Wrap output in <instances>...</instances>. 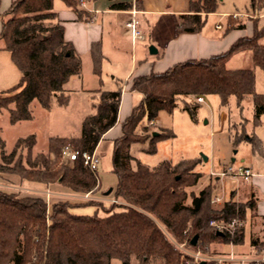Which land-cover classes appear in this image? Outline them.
I'll use <instances>...</instances> for the list:
<instances>
[{"label": "trees", "instance_id": "obj_1", "mask_svg": "<svg viewBox=\"0 0 264 264\" xmlns=\"http://www.w3.org/2000/svg\"><path fill=\"white\" fill-rule=\"evenodd\" d=\"M55 1L13 0L2 17L0 45L11 53L13 63L22 73L15 87L0 93V113L9 110L11 125L33 119L34 101L49 110L52 99L58 95V102L65 104L68 101L65 85L72 76L82 73L80 56L64 38V26L54 10ZM60 1L83 20L89 16L80 10L82 2L95 0ZM110 1L114 10L140 8L138 0ZM256 2L252 0L254 9ZM217 7L218 0H191L190 14L175 22L177 32L202 31L208 15L215 13ZM245 28V24L229 25L230 30ZM263 38L264 27L254 23V34L240 38L224 53L185 61L162 73L152 72L133 79L131 89L141 93L143 100L122 123L123 134L113 141L112 152V172L118 183L110 194L124 204H110L106 208L104 202L90 201L87 204L96 206L97 211L93 215H78L71 212L74 205L69 201L57 202L50 208L40 195L19 197L0 190V264H112L114 259L131 264L132 258L139 264H195L179 245L207 254L213 244H243L244 229L219 235L211 222L245 220L246 209L253 207L252 201L229 200L222 209L214 210L211 207L214 188H206L193 196L192 205L187 206L185 188L195 185L200 177L192 172L195 160L178 164L167 160L151 169L134 157L131 149L134 144L150 139L153 147L150 152H155L157 141L171 138V131L141 137L137 130L145 118L153 122L163 111L173 114L179 101L184 102V110L196 121L199 105L193 100L198 97L218 95L223 105L229 103L231 96L238 103L252 97L255 120L260 121L264 115V95L256 92L255 70L231 69L228 64L235 55L252 52L254 67L264 70V45L260 42ZM91 54L94 72L100 76L103 60L100 43H93ZM121 99V87L103 91L96 112L83 120L81 136L51 137L47 153L33 156L35 135L18 139L13 151L3 155L0 173L46 185L59 183L75 194L98 192L99 179L82 157L70 163L60 159L67 147L80 153L97 150L104 135L117 124ZM12 103L14 108L9 109ZM149 130L143 128L146 133ZM247 140L254 150L258 149L260 143L255 137ZM195 236L198 241L192 245Z\"/></svg>", "mask_w": 264, "mask_h": 264}, {"label": "rangeland", "instance_id": "obj_2", "mask_svg": "<svg viewBox=\"0 0 264 264\" xmlns=\"http://www.w3.org/2000/svg\"><path fill=\"white\" fill-rule=\"evenodd\" d=\"M12 2L13 0H0V33L2 31V17L10 8ZM263 4L264 0H257L256 8L254 9L252 0H218L217 10L213 15L208 17L205 27L211 29L215 24L221 23L223 27L227 28V25L246 23L245 29L237 30L240 31L241 35L251 37L254 34L253 23H259L258 16H260V12L264 9L262 7ZM233 14H244L248 17L233 19L230 17ZM261 24L262 26L264 25V20L261 21ZM143 36V41L139 43L137 49V62L138 64L141 63L142 66H148L149 70L147 71L151 73L159 69V63L162 58H158L157 56L140 58V47L145 48L147 51H149L151 46L157 49L156 45L151 43L150 36H145L144 34ZM129 38L131 39L130 34L126 40L128 55L132 52ZM260 42L264 45V38ZM229 65L232 69L253 68L256 75V92L264 95V70L254 67L252 52L237 54ZM88 67L89 64H85L84 70L86 72ZM66 96H68V101L65 104L58 102V95L54 97L49 110L44 109L37 101H34L31 105L33 119L21 121L15 125L10 124L9 110H3L0 113V141H2L0 142V163H3V155H9L13 151L16 141L20 138H26L30 135L36 136L37 142L33 150V156H36L48 152V143L51 137L77 138L81 136L82 120L85 116L95 113L99 103V96L95 93H69ZM204 99V103H197L199 108L197 110L196 121L192 120L190 114L184 110L183 101L177 103L173 114L165 111L161 112L157 118V123L153 121L152 124L145 118L137 130L139 136H151L152 132L165 134V132L171 131L172 137L157 141L154 144L155 152H150L153 148L150 139L145 143H136L132 146V154L151 169L167 160L173 164H178L184 160H195L196 167L192 172L199 173L200 177L195 185L185 188L188 194L186 200L187 206L192 205L193 196H198L206 188H214L211 207L214 210H220L227 200L233 201V197L231 199L229 197L231 190L238 189L239 185L241 189L250 188L253 183L255 184L256 179L261 182L259 186L262 188L258 197L264 200V176L261 177L264 174V115L260 121L257 122L255 120L252 97H246L241 103H238L237 98L231 96L227 105L222 104L221 98L218 95L206 96ZM187 100H190V98H187ZM193 102L197 101L194 99ZM13 108L14 103L9 106V109ZM223 114H226L225 121L222 120ZM145 126L150 129L147 133L143 131ZM250 137H255L260 143L257 150H254L251 142L247 140ZM112 152L113 142L105 141L99 149L101 160L98 174L100 177L114 175L112 172ZM204 157L208 160L205 161ZM60 160L64 163H70L68 158L63 157V155ZM241 166L249 167L254 172L255 176L249 182L215 175L218 171L227 169L228 167L237 169ZM220 178L225 184L223 188H217ZM9 190L7 191L19 197L36 196L35 194L21 192L18 188L10 187ZM96 193L93 194L98 195L97 197L103 200L110 199L113 196V193H108L107 196L105 194L99 195L98 192ZM215 194L226 198H220V202L213 203ZM71 200L79 199L72 198ZM119 204L124 203L119 201ZM52 205L53 203L49 205L50 208H52ZM103 206L109 208L112 205L105 202ZM75 207L77 206H72L71 212L74 214L79 213L80 215H93L94 208H96V206L92 205L81 207L82 209H92L91 213L87 214L86 212H78L79 210H76ZM99 213L103 215V211ZM244 221H248L247 215L245 220L242 221V227L239 228L244 229V233L247 229L245 242L235 247L236 252L234 253V257L246 259V264H258V260L264 258V220L253 218L251 219L250 226L248 222L245 223ZM252 242L259 245L252 248ZM179 247L182 250L184 248L190 253L200 252L188 250L184 245H179ZM210 248L207 254L200 252L203 257L206 258L208 256L211 252ZM225 258L213 259L212 261L217 262ZM112 264L122 263L120 260L114 259ZM131 264H139V261L136 258H132ZM155 264L161 263L156 262Z\"/></svg>", "mask_w": 264, "mask_h": 264}, {"label": "crops", "instance_id": "obj_3", "mask_svg": "<svg viewBox=\"0 0 264 264\" xmlns=\"http://www.w3.org/2000/svg\"><path fill=\"white\" fill-rule=\"evenodd\" d=\"M138 1L140 2V8L136 7L138 11L136 17L139 20L140 29L145 36H150L151 43L157 47V54H151L150 51L140 47L139 56L140 58L155 56L162 58L159 63V69L157 71L153 69L154 71L152 72L154 73H162L178 63L189 60L207 59L224 53L237 40L248 37L241 35L237 29L230 30L228 25L227 28L223 27L221 23L215 24L211 29L204 27L200 32L178 33L175 22L180 16L190 14L191 0ZM111 4L112 2L110 0L85 2V6H81L80 10H84L89 18L87 19L85 17L83 20H79L76 11L67 7L62 1L56 0L54 4V10L64 26V38L73 45L76 53L82 60V73L78 76H72L70 81L65 85V96L69 93H95L100 99L103 91H115L120 87L122 88V99L119 106L117 124L104 135L96 150L98 155L99 149L105 141L113 142L122 136V123L143 100L141 93L131 89L133 79L138 76L150 74L147 71L149 70L148 66H142L141 63L138 64L137 62L138 45L143 40L134 43L129 38L132 47L131 54L128 55L126 50V40L129 35L126 24L132 18L133 8L130 10H114L111 8ZM258 17L259 27H264L261 24V21L264 20V9ZM218 26H221V28H218ZM97 42L101 44L103 55L100 76L94 72V62L91 54L92 45ZM85 64H89L87 72L84 70ZM229 64L228 66L231 68ZM21 78L22 73L13 63L11 53L0 45V93L15 87ZM204 102L205 99L203 102L198 103ZM225 118L226 114H223L222 120L225 121ZM154 123H157V119ZM255 181V184L253 183L250 188L241 189V186L238 184V189L231 190L229 193L230 199L233 197V201L236 203H248L252 201L253 207L246 209L248 221H244L245 223L248 222L249 226L253 218L264 220V200L258 197L259 192L262 191V188L259 186L261 182L257 179ZM218 182L217 188H223L225 184L221 178ZM117 183L118 179L115 174L110 176L105 175V177L99 176L98 194H105L107 196L110 190L111 192L115 191ZM10 187L18 188L21 192L40 195L42 197L44 196V192L50 191L51 197L48 202L49 205L60 201H69L71 204L77 206L75 208L79 210L78 212L90 214L92 210L90 208L82 209L81 207L88 205L87 201L82 200L79 194L73 193L59 183L46 185L22 180L17 175L0 173V190H9ZM96 194L94 195L95 197L98 196ZM214 196L219 197L217 194ZM69 198L79 200L72 201ZM219 198L225 199L226 197ZM94 209L95 213L97 207ZM76 214L80 215L79 213ZM251 245L252 248H255L259 244L252 242ZM236 246L234 244L223 243L213 244L210 248L211 252L206 258L218 259L227 258L231 255L235 256Z\"/></svg>", "mask_w": 264, "mask_h": 264}, {"label": "built area", "instance_id": "obj_4", "mask_svg": "<svg viewBox=\"0 0 264 264\" xmlns=\"http://www.w3.org/2000/svg\"><path fill=\"white\" fill-rule=\"evenodd\" d=\"M82 6H85V1L82 2ZM138 11L136 10V7H133V11H132V18L127 22L126 24V28L127 31L129 32L132 41L135 43L139 40H142L144 38L143 33L140 29V23L137 16ZM233 19H240V18H245L248 17L247 15L244 14H233L232 16H230ZM218 28H221V26H218ZM198 102H203L204 99L203 97H198L197 98ZM153 124V122H151ZM63 157L68 158V160L70 162L77 160L79 157H82L84 164L88 167V169L99 179V165H100V156L98 155L97 151L95 150L94 152H82L80 153L79 151H72L69 147L65 148L62 152ZM215 175L219 176V177H231L234 179H239V180H243L245 182H249L250 179L255 176L254 172L252 171L251 168L249 167H239L237 169H234L233 167H228L227 169L224 170H220L217 173H215ZM45 197V199L47 200V202H49V199L51 197V192L47 191L44 192L43 194ZM80 198L82 200L85 201H102V202H107L110 204H119V201L114 199V198H110V199H105L103 200L102 198L99 197H95L93 193H86V194H79ZM221 199L219 197H215L213 203L215 202H220ZM211 226H213L214 228H216L219 232H223V231H229L231 233H234L237 229H239L240 227H242V221L235 219L229 223H224V222H216V221H212L211 222ZM183 251L189 255L191 258H193L194 263L198 264L200 261H212L213 259H207L205 257L202 256V254L200 252L197 253H190L187 250H185L183 248ZM247 260L246 259H242V258H236L233 255L229 256L228 258H225L224 260H218L217 263L218 264H246ZM259 263H264V258L258 260L257 262ZM190 264V263H188Z\"/></svg>", "mask_w": 264, "mask_h": 264}, {"label": "water", "instance_id": "obj_5", "mask_svg": "<svg viewBox=\"0 0 264 264\" xmlns=\"http://www.w3.org/2000/svg\"><path fill=\"white\" fill-rule=\"evenodd\" d=\"M149 51H150L151 54H157V49L154 48L153 46L150 47ZM158 135H159V133H157V132H154V133H153V136H154V137H155V136H158ZM204 160L207 161L208 159H207L206 157H204ZM110 192H111V190H110L108 193H110ZM218 234H219V235H222L221 232H219ZM197 241H198V237L195 236V237L193 238V240H192V245H196V244H197ZM202 264H204V262H202Z\"/></svg>", "mask_w": 264, "mask_h": 264}]
</instances>
